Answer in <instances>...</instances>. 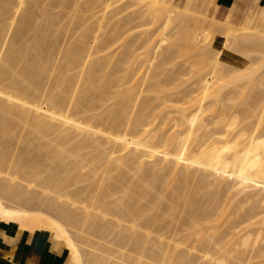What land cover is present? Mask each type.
<instances>
[{
	"label": "bare ground",
	"instance_id": "6f19581e",
	"mask_svg": "<svg viewBox=\"0 0 264 264\" xmlns=\"http://www.w3.org/2000/svg\"><path fill=\"white\" fill-rule=\"evenodd\" d=\"M96 1L0 0V224L48 236L66 248L71 264H165L172 258L176 264H264V78L212 81L206 72L207 78L179 83L184 68L166 67L175 57L171 45L159 51L172 31L163 29L188 20L207 25L203 31L216 39L207 59L224 60L230 49L264 57V4L254 18L250 10L242 17L246 4L237 0L219 19L218 0L133 1L130 7L141 8L131 22L148 14L163 28L155 43L144 39L149 61L161 58L139 80L130 69L136 59L131 38L120 51H108L135 23L123 14L108 30L97 10L100 18L90 22ZM52 2L71 6V19L64 22L69 13L53 12ZM114 2L96 5L108 16ZM232 56L219 66L207 61L211 73L219 70L224 78L238 68ZM16 139L17 151L10 146ZM78 231L113 234L118 244H158L147 247L148 261L119 249L114 254L96 238L94 248ZM178 241L215 243L197 262ZM225 241H241L246 249L231 255L235 261H214L211 250ZM89 244L100 252L87 250Z\"/></svg>",
	"mask_w": 264,
	"mask_h": 264
},
{
	"label": "rangeland",
	"instance_id": "374dc122",
	"mask_svg": "<svg viewBox=\"0 0 264 264\" xmlns=\"http://www.w3.org/2000/svg\"><path fill=\"white\" fill-rule=\"evenodd\" d=\"M80 1V0H79ZM83 0H81V2H82ZM101 1V0H100ZM99 0H97L95 3H94V5H95V9H93L92 10V8H94V5H93V7L92 8H90V9H88V11L90 10V13H91V16H93V17H91V19H90V13H88V11H84V10H81V11H83V12H80V10H78V11H76L77 12V14L78 13H85V12H87L89 15V19H90V22H94V20H93V18L94 19H98V17H97V15H94L93 13L97 10V12H98V15H100V17H104L103 18V21H105L107 24H108V26H109V24H110V26L109 27H107L106 25L107 24H105V27H106V29H108L109 30V28L112 26V22L113 21H115L116 19H118V18H120V16L121 17H123L124 15V18H127V19H129V18H131V16L130 15H132L133 16V18H134V11L137 9H139V8H141V4H134V5H132L133 3V1H135V0H113V4L108 8V10L109 9H111V7L113 6V8L111 9V10H109V15L108 16H106V12H107V10L106 9H104L105 11V13H103V12H101V11H103L102 10V7L104 6V5H102L101 6V8H100V5L103 3L104 4V1L102 2H100ZM125 1H128V2H125ZM231 0H228V2H230ZM254 1V0H253ZM101 3L100 5H99V7L98 8H100L99 10H98V8H97V5L96 4H98V3ZM127 3V4H125L126 5V8H124L125 7V5H123V4H121V5H123V6H121V7H118V6H120L118 3ZM53 3V2H52ZM130 3H132L131 5V7H130ZM50 4V3H49ZM49 4H48V9L50 8L49 7ZM54 4V7L53 6H51L53 9H52V11L53 12H55V13H60V12H67V14L69 13V12H71V11H69L70 9L69 8H71V6L68 8L67 6H65V7H60V6H57L55 3H53ZM115 4H116V7H115ZM129 4V5H128ZM252 4H253V2H252ZM252 4L249 6V7H247L246 5H245V7L243 8V13H242V17L244 16V13H246L248 10H250L251 11V18H254V16H255V13L253 12V7H252ZM226 5V4H225ZM225 5H223V7H222V9L218 12V15H217V18H219V19H222L223 18V16H224V12H225V8H226V6ZM127 6H129V7H127ZM57 7V8H56ZM104 8V7H103ZM116 8V9H115ZM120 9V8H122V10H124L123 12H122V10L120 11L121 13H118L119 12V10L118 9ZM128 8V9H127ZM62 11H61V10ZM65 9H67V10H65ZM69 9V10H68ZM72 9V8H71ZM127 10V12H126V10ZM59 10H60V12H59ZM65 10V11H64ZM101 10V11H100ZM116 10H118V12H116V14L114 13L113 14V11L115 12ZM133 11V14H130V13H132V12H130V11ZM136 10V11H137ZM49 11H51V8L49 9ZM94 11V12H93ZM135 11V12H136ZM62 12V13H63ZM96 12V13H97ZM71 13H73V9H72V12ZM71 13H69V15H67L68 17H67V19L65 18L64 19V22L65 21H69L71 18ZM102 13H103V15H102ZM107 13V14H108ZM222 13V14H221ZM93 14V15H92ZM105 14V15H104ZM111 14L113 15V16H111ZM124 14V15H123ZM85 15H86V13H85ZM116 15V16H115ZM123 15V16H122ZM128 17H127V16ZM96 17V18H95ZM99 17V18H100ZM107 17H108V20H105V19H107ZM138 17V16H137ZM136 17V18H137ZM70 18V19H69ZM109 18H110V20H109ZM132 18V22H131V20H130V22L131 23H129V25H133L134 23L135 24H137L136 22L137 21H140V20H143L142 22H141V24L140 25H133L131 28H130V26H128L129 28H128V30L125 32V34H124V37H122V38H120L118 41H116L114 44H112L113 46H111L110 47V49H108V51H116V52H118V51H120L123 47H124V45H125V41H129V40H127V39H129V38H131L132 40H131V42L133 41V46H134V49H135V60H134V62L132 63V67H130V69L132 68V69H134V71H135V77L137 78V79H139V80H141L142 79V77H143V75L145 74V72H146V69H147V66H148V64H149V66L151 65V63H155V62H157L158 60H160V58H161V54L159 53V55H156L157 57L154 59L153 58V61H152V57H151V54H149V56L146 54H144V52H145V47H144V39L145 38H149L152 42H156L157 40H158V38L160 37V34L162 33V26H161V21L160 22H156V23H153L152 22V20L150 19V15H148V14H145L142 18H140V17H138V19H133ZM114 19V20H113ZM135 20V21H134ZM107 21H109V22H107ZM63 22V23H64ZM134 22V23H133ZM179 23V21H176V22H173V24L171 23L169 26H167V27H165L164 29H163V31L165 30V32L167 33V32H169V33H167L168 35L170 34V31H171V34L169 35L170 37H169V39L168 40H166L165 41V46L166 47H164V43L162 42L161 44V46H160V49H159V51L162 49H167V48H169L170 46L169 45H171V47H170V49H172V50H170L173 54V56H175L174 57V59H173V63L171 64V63H169V64H166L165 66L167 67V68H170V67H172V66H174V65H176L177 67H179V69L180 70H182V68H184V70H183V72L180 74V75H178V78H177V82H186V83H188V82H192V80H197L198 79V81H199V79L200 78H207L208 76L207 75H211L210 77L213 79H210V80H212V81H223V80H232L233 78H234V76H236V75H238V74H242V75H244L243 76V79L241 78V80H242V82H250V81H254V80H261V79H263L264 78V57H262L261 56V53H259L258 51H252V50H250V51H247V53L246 54H243V55H241V56H237L236 54H232V53H230L231 51V49L230 50H227L228 52H225L224 54L226 55H229L230 57L232 56V61H234L235 63H232L231 62V64H233L234 66H237L238 68H236L233 72H231L230 74H228L227 76H225L224 78H221L222 76L220 75V73H221V71H219L218 70V72H220V73H218V72H216V74L214 73H211V65L209 66L208 64V62L207 61H209L211 64H215V63H217V62H219V63H217L218 64V66L219 65H221V62L222 61H225V60H230L231 61V58L229 59V56H227L226 55V57H228L227 59H226V57L224 58V60H220V58L217 60V59H215V60H211V59H207V58H209L208 56H210V51L212 50V47L214 46V45H212L213 43H211V42H215L216 43V39H213V37H211L210 36V33L208 32V30H205V31H203L204 29H207L206 27H207V25L205 26L204 24H199L198 25V23H196L195 24V22H193V21H188V20H185V21H181L180 23H185L186 24V22H187V25H186V27L184 26V28L182 27V25H185L184 23L181 25L180 23H179V25H178V23ZM67 23H69L70 24V22H67ZM66 23V26L68 25V31H70V29L73 27V25H69V24H67ZM133 23V24H132ZM140 23V22H139ZM158 23V24H157ZM196 26L197 25V27H195L194 25ZM251 25H252V21H251V23H250ZM60 25H62V27H64L65 26V23H64V26H63V24H60ZM59 25V26H60ZM173 25V26H172ZM177 25V28L176 27H174V26H176ZM194 27H193V26ZM72 26V27H71ZM158 26H160V27H158ZM172 26V27H171ZM179 26V27H178ZM181 26V27H180ZM187 26H190V27H188L187 28ZM202 28H201V27ZM55 27H57V26H55ZM158 27V28H157ZM199 27H200V29H199ZM64 28H66V27H64ZM175 30H174V29ZM180 28V29H179ZM182 28V29H181ZM204 28V29H203ZM168 29V30H167ZM176 29H178V30H176ZM71 31H73V28L71 29ZM104 32H107V30L106 31H101L100 33L101 34H104ZM206 32V33H205ZM71 33V32H70ZM158 33H160V34H158ZM76 36H77V33L75 32L74 33ZM74 34H72L71 36H72V40H73V42H79L78 41V39L77 38H75V41H74V37H73V35ZM208 36H207V35ZM74 35V36H75ZM75 36V37H76ZM158 37V38H157ZM212 39V41L210 40V38ZM155 39H156V41H155ZM214 43V44H215ZM166 44H169V45H166ZM173 44V45H172ZM212 45V46H211ZM168 46V47H167ZM112 48V49H111ZM214 48V47H213ZM117 49V50H116ZM209 49V50H208ZM202 50H208L207 52L206 51H204V53H203V51ZM152 51V50H151ZM201 51H202V53H201ZM230 51V52H229ZM161 52V51H160ZM100 53V55L101 54H103V52H99ZM151 53V52H150ZM174 53H175V55H174ZM206 53H208V54H206ZM96 54V53H95ZM95 54L93 55L94 56V58L95 57H97L99 54L97 53L96 54V56H95ZM198 54V55H197ZM202 54V55H201ZM153 56V55H152ZM160 58H159V57ZM204 56V57H203ZM149 57H151L150 58V60H151V62L149 61ZM200 57V58H199ZM202 58V59H201ZM207 60H206V59ZM234 59V60H233ZM217 60V61H216ZM220 60V61H219ZM214 61V62H213ZM216 61V62H215ZM248 62V63H247ZM210 67V68H207L208 66ZM207 66V67H206ZM175 67V66H174ZM173 68V67H172ZM208 69V70H207ZM221 70V69H220ZM253 72L252 73V75L250 74L249 76H246L245 75V72L248 74L249 72ZM207 72V73H206ZM207 75H206V74ZM213 74V75H212ZM206 77H205V76ZM202 76H204V77H202ZM215 76V77H214ZM252 76V77H251ZM251 77V78H250ZM219 79V80H218ZM220 79H222V80H220ZM152 79H150L149 81H147L146 82V84H149V82L151 81ZM197 82V81H196ZM238 82H240V81H238ZM238 82H232V84H235V83H238ZM144 86H146L145 84L143 85V87ZM167 91L169 92V91H171V90H169V89H167ZM253 92H255L256 93V90L254 89V90H252L250 93L251 94H254ZM142 93H144V94H146V92H142ZM175 113V112H174ZM173 113V114H174ZM168 128V127H167ZM11 142H14V139L13 140H11ZM10 142V144H13V143H11ZM15 142H17V146H15L16 145V143H14L13 145H10L11 147V149H13V150H15V151H17V149H18V146H19V141L16 139V141ZM22 146V144L20 145V147ZM16 147V148H15ZM24 145H23V149H22V147L18 150V154H20V152L19 151H21V152H24L25 150H24ZM11 149H10V152H11ZM12 150V153L14 154L15 152ZM17 153H15V154H17ZM14 154V155H15ZM17 154V155H18ZM54 164V163H53ZM52 164V165H53ZM221 228H223V227H221ZM220 228V229H221ZM221 230H223V229H221ZM81 231V230H80ZM78 233H79V235H82L83 234V231H81V233L78 231ZM87 234V235H86ZM86 235V237H84V238H90L89 239V241H88V239L86 240L85 239V241H86V243H91V245H93L92 247H94V248H97V244L98 245H103L104 247H106V248H108L111 252H113L114 254H120V253H117L116 252V250L117 249H119L118 250V252L121 250L122 252H121V254H124L125 256L126 255H130V256H132V257H139V256H142V260H148V261H150V259H148V255L147 254H149L150 256H151V252H150V249H147V247H149L150 245V247L149 248H151L153 245H154V247L155 246H157V244H155V241L153 242V241H147L148 242V246L146 245V243L145 242H143V244H145V246H146V249H145V247L143 246V244L141 245V243L142 242H139V244H137V245H135L134 244V242L133 241H123V242H119V244L118 243H116L117 241L114 239V237H113V234L112 235H109V237L107 236H105V237H97V236H91L90 234H89V232L88 231H84V235H82V236H85ZM88 236V237H87ZM92 238H91V237ZM110 236H112L113 237V239H112V237H110ZM252 237H253V234H252ZM93 238H96V239H94V241H95V243H97L96 245L94 244V241H91V239L93 240ZM114 242H115V244H114ZM152 242H153V245H152ZM157 242V241H156ZM164 244L163 245H165V242L164 241H162ZM171 242V241H170ZM170 242H168L167 241V243H169V245H171V246H173V244H175L176 242L175 241H172L171 242V244H170ZM175 242V243H174ZM203 242V241H202ZM202 242L201 241H181V242H179L178 241V249L180 248V250L181 249H183V248H185L184 250H186V249H188L189 251H190V253H189V251H184L185 253H188V254H190L191 255V253L194 255V257H195V259L197 260V262H200L203 258H201V257H203L202 256V252H204V251H201V250H206V249H208V245L210 246V244L211 245H213V243H215L214 241H205V242H203L204 243V245L202 244ZM222 241H220V242H217L216 241V244L217 243H221ZM252 241H250V243H251ZM120 243H121V245H120ZM166 243V244H167ZM200 243L202 244V245H200ZM240 243H241V241H225V243H224V246L222 247L221 246V248L220 247H217V249L215 250V249H213V250H211L214 246H212V248L211 247H209V248H211L210 250H211V253H212V255H213V259H214V261H216L217 260V258H220V257H222V258H224V260H223V262L224 261H228V260H230V261H235V259L234 258H232V256L231 255H234L235 253L237 254L238 253V251H240V252H244L245 250L244 249H246V247H244V246H241L240 245ZM258 243V245H259V243L260 242H257ZM264 243V241L262 242L261 241V243H260V246H261V244H262V246L264 245L263 244ZM105 244H107V246L105 245ZM150 244V245H149ZM216 244H215V246H216ZM90 244L88 245V246H85V247H89V246H91ZM109 245V246H108ZM120 245V246H119ZM180 245V246H179ZM221 245V244H220ZM223 245V244H222ZM257 245V246H258ZM96 246V247H95ZM142 246L144 247V249L146 250V252L144 253V249H142ZM100 246H98V248H99ZM203 247V248H202ZM206 247V248H205ZM248 247H250V246H248ZM254 247V249H255V245L253 246ZM90 249H88V248H86L87 250H89V251H91V252H97V253H99L98 251H95V250H97V249H94V248H91V247H89ZM131 248H132V250H131ZM138 250H137V249ZM157 247H155V249H156ZM219 248V249H218ZM236 248H238V249H236ZM241 248H242V250H241ZM66 249V248H65ZM91 249H93V250H91ZM116 249V250H115ZM235 249V250H234ZM134 250V251H133ZM135 250H137V251H135ZM147 250H149V252L147 251ZM210 250H209V253H210ZM183 251V250H182ZM139 252V253H138ZM138 253V254H137ZM146 254V255H145ZM235 254V255H236ZM192 255V256H193ZM198 257L199 256V258L197 259L196 258V256ZM149 256V257H150ZM151 258V257H150ZM152 259V258H151ZM167 260L169 259V258H166ZM260 259V260H259ZM261 259H262V256H260V257H257V258H255V259H252V261L253 262H260L261 261ZM169 260H171V259H169ZM257 260H259V261H257ZM263 260V259H262ZM172 261H174V259L172 258ZM172 261H167V262H165V264H176L175 262H172ZM203 261V260H202ZM201 261V262H202ZM152 263H153V261H152ZM155 263V262H154ZM158 264H159V262H158ZM179 264H181V263H179Z\"/></svg>",
	"mask_w": 264,
	"mask_h": 264
},
{
	"label": "crops",
	"instance_id": "0c3cea01",
	"mask_svg": "<svg viewBox=\"0 0 264 264\" xmlns=\"http://www.w3.org/2000/svg\"><path fill=\"white\" fill-rule=\"evenodd\" d=\"M218 12L226 4L225 12L237 0H218ZM249 7L252 2L255 15L264 0H240ZM224 3V4H223ZM224 12V15L226 14ZM0 264H71L68 251L45 235L32 236L14 224H0Z\"/></svg>",
	"mask_w": 264,
	"mask_h": 264
}]
</instances>
